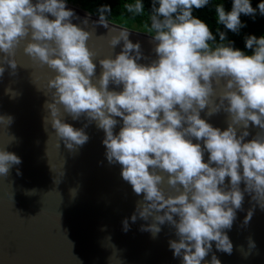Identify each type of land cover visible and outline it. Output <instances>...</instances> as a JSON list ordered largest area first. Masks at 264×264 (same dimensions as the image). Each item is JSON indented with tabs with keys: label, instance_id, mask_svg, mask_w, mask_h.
<instances>
[{
	"label": "clouds",
	"instance_id": "clouds-1",
	"mask_svg": "<svg viewBox=\"0 0 264 264\" xmlns=\"http://www.w3.org/2000/svg\"><path fill=\"white\" fill-rule=\"evenodd\" d=\"M209 3L153 0L149 31L157 58L139 63L147 59L140 43L129 39V30H121L110 41L113 49L123 42L121 52L115 59L99 60L103 71L94 83L96 53L87 46L92 34L72 22L79 17L65 0H0V77L5 65L12 69L10 75L17 74L16 50L30 36L24 53L57 73L48 84L54 90L52 102L44 105L52 129L74 153L89 141L85 131L89 125L95 123L104 131L108 163L121 165L123 180L137 195L143 194L131 221L151 220L141 231L153 238L162 225L174 228L178 240H170L169 247L182 264H202L213 242L217 251L232 254L226 230L244 210L245 193L264 210V36L245 37L251 55L234 48L219 29L217 42L209 26L193 16L194 9ZM123 7L133 15L145 12L142 0ZM258 10L264 15V2ZM215 11L218 24L239 33L246 26L241 14L255 16L257 9L250 0H233L230 12L223 3L216 4ZM110 12V6L101 7L96 23L108 28ZM221 80L226 83L216 103L215 86ZM110 85L122 90H110ZM6 91L12 98L18 95L10 88ZM60 106L72 120L83 117L88 123L74 128L61 118ZM205 109L209 117L227 113V129L214 128L202 119ZM12 119L0 116L8 124ZM46 120L45 116L44 124ZM121 120L117 134L114 130ZM250 126L260 131L245 142ZM194 139L202 144L193 143ZM21 163L15 153L0 150V176H8ZM161 172L167 174V185L176 195L164 190ZM226 178L230 183H225ZM254 211L248 210L245 225ZM122 223L127 232L128 219ZM248 243L249 249H255L251 238ZM209 264L221 261L213 254Z\"/></svg>",
	"mask_w": 264,
	"mask_h": 264
},
{
	"label": "water",
	"instance_id": "water-1",
	"mask_svg": "<svg viewBox=\"0 0 264 264\" xmlns=\"http://www.w3.org/2000/svg\"><path fill=\"white\" fill-rule=\"evenodd\" d=\"M65 2L79 17L72 22L92 34L87 46L96 53L94 83L103 71L99 60L115 59L121 52L123 42L115 49L110 45L121 30H129V39L140 43L147 59L139 63L149 64L157 58L152 34L109 19V27L105 28L96 23L99 15ZM49 19L55 18L49 15ZM86 19L88 24H84ZM29 42L30 36L16 50L17 74L10 75L12 69L5 65L6 71L0 77V116L13 118L11 124L0 120V150L15 153L22 161L11 168L8 176H0V264H182V258H175L169 247L170 240H178L174 228L162 225L161 232L153 238L150 232L141 231V226H147L151 220L138 217L136 222L131 221L143 194L137 195L123 180L121 165L108 163L104 131L95 123L89 125L85 131L90 139L75 153L56 135L44 105L52 102L54 90L48 84L57 73L24 53ZM225 83L221 80L215 86L216 103ZM9 88L18 94L15 98L7 93ZM110 90L122 88L110 85ZM60 107L61 118L74 128L88 123L83 117L72 120ZM207 111L201 112L202 119L214 128L227 129V113L221 111L209 117ZM121 126L122 120L115 133ZM247 130L250 135L245 142L260 131L256 126ZM193 143L202 144L195 139ZM208 155L205 153L204 162ZM160 174L165 176L164 190L176 195L167 185V174ZM225 183H230V178ZM245 187L242 182L241 190ZM242 207L244 210L237 212L232 229L226 230L233 243L232 254L217 251L213 242L212 252L202 264H209L213 254L221 264H264V210L247 193ZM253 208L252 219L245 225L247 212ZM125 219L130 225L127 232L123 230ZM249 238L255 249H249Z\"/></svg>",
	"mask_w": 264,
	"mask_h": 264
},
{
	"label": "trees",
	"instance_id": "trees-1",
	"mask_svg": "<svg viewBox=\"0 0 264 264\" xmlns=\"http://www.w3.org/2000/svg\"><path fill=\"white\" fill-rule=\"evenodd\" d=\"M81 6L83 9L99 15V9L105 5L110 6L111 12L106 13L107 18L123 26L140 30L153 34L149 31L151 24L150 13L153 0H142L145 6V12L141 15H133L124 9L126 3H133L134 0H65ZM254 9H257L255 16H246L241 14V22L246 25L242 27L239 33H233L226 29L225 26L218 24L215 5L223 3L226 12H230L233 5V0H210V3L201 9H194L193 16L204 21L219 42L217 30L226 33V40L233 42V47L240 49L247 55H251L252 51L246 48L245 37L255 35L257 38L264 36V15H261L258 10V5L264 0H250Z\"/></svg>",
	"mask_w": 264,
	"mask_h": 264
},
{
	"label": "rangeland",
	"instance_id": "rangeland-1",
	"mask_svg": "<svg viewBox=\"0 0 264 264\" xmlns=\"http://www.w3.org/2000/svg\"><path fill=\"white\" fill-rule=\"evenodd\" d=\"M72 3V2H71Z\"/></svg>",
	"mask_w": 264,
	"mask_h": 264
}]
</instances>
